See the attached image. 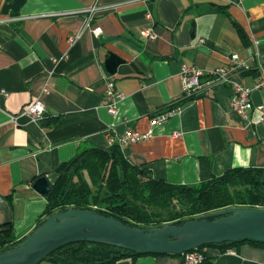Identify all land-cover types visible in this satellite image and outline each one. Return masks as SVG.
<instances>
[{
  "label": "crops",
  "instance_id": "1",
  "mask_svg": "<svg viewBox=\"0 0 264 264\" xmlns=\"http://www.w3.org/2000/svg\"><path fill=\"white\" fill-rule=\"evenodd\" d=\"M12 1L0 0V92H7L0 93V227L12 226L17 240L47 217V197L35 181L46 177L53 186L56 167L83 147L118 145L128 163L170 184L197 185L236 167L264 169V121L247 122L232 109L229 85L186 102L181 88L183 65L210 70L231 54L252 67L234 80L252 85L259 79L264 0H24L18 11L3 13ZM92 5L98 6L92 15L83 11ZM146 29L155 37H144ZM110 53L123 60L114 74L105 66ZM108 76L123 94L114 115L104 106ZM36 98L45 112L34 123L18 114ZM251 99L256 118L264 90ZM170 109L165 122L151 126ZM109 130L117 137L133 130L152 136L110 145ZM205 250L212 256L207 264H264V245L249 241L225 252ZM181 263L182 254L168 253L115 262Z\"/></svg>",
  "mask_w": 264,
  "mask_h": 264
},
{
  "label": "trees",
  "instance_id": "2",
  "mask_svg": "<svg viewBox=\"0 0 264 264\" xmlns=\"http://www.w3.org/2000/svg\"><path fill=\"white\" fill-rule=\"evenodd\" d=\"M188 99L183 98L182 102ZM118 147H83L74 158L56 167L58 177L46 194L47 206L44 215L49 216L68 208L92 209L129 226L148 229L164 225L152 217L153 211L149 208L153 205L164 209L174 200L176 204L173 205L181 206L182 209L176 208L181 212L170 213L166 219L170 224L176 225H181L198 214L226 207H264L262 168H231L221 176L212 177L197 185L170 184L150 178L146 170L128 163ZM43 220H38L36 227ZM244 241L264 245V242L241 240L206 244L199 248L212 247L218 252H225ZM19 242L14 236L12 226L0 227V253ZM76 246L80 252L85 244L77 243ZM56 254L70 260V252L66 246L54 251L47 258L56 264H71L61 260ZM129 255L141 254L123 250L112 254L107 260L88 261L84 264H115L118 259ZM211 257L205 250L201 264H207Z\"/></svg>",
  "mask_w": 264,
  "mask_h": 264
},
{
  "label": "water",
  "instance_id": "3",
  "mask_svg": "<svg viewBox=\"0 0 264 264\" xmlns=\"http://www.w3.org/2000/svg\"><path fill=\"white\" fill-rule=\"evenodd\" d=\"M24 0H13L3 7V13L19 10ZM122 58L110 53L105 66L114 74ZM34 187L48 194L52 185L39 177ZM254 240L264 242V207L232 206L186 220L181 225L164 224L148 229L132 227L113 217L92 209L68 208L47 216L20 242L0 253V264H37L51 253L67 247L70 260L66 263L84 264L107 260L112 254L127 250L134 253H171L206 244ZM77 243L85 246L80 252Z\"/></svg>",
  "mask_w": 264,
  "mask_h": 264
},
{
  "label": "built area",
  "instance_id": "4",
  "mask_svg": "<svg viewBox=\"0 0 264 264\" xmlns=\"http://www.w3.org/2000/svg\"><path fill=\"white\" fill-rule=\"evenodd\" d=\"M98 8L97 5H92L89 8L84 9V12L93 14ZM91 15L90 18L91 19ZM148 18H151V14H146ZM87 19V20H89ZM100 28L96 27L92 29L94 35L100 33ZM144 37L153 38L155 32L151 29H146L143 32ZM80 33L72 35L69 40L73 43L79 38ZM56 60V59H55ZM53 60V61H55ZM260 69L259 79L252 85H247L243 82L234 80L232 77L236 74H242L252 69L251 64L247 59L239 57L237 54H231L228 62L223 66H218L210 70H203V68L196 65H183L181 69V88L183 91V98H191L194 96L201 95L205 89L213 88L219 84H227L231 88L230 106L233 110L238 112L247 122H262L264 121V103L260 108H257L256 118L252 117L254 110V104L251 99V94L254 91L260 89L264 90V65H258ZM104 99L105 108L111 115L116 114L117 105L120 99L123 98V94L116 91L113 80L108 76L104 79ZM3 95H7L5 90H1ZM173 110L170 109L166 112L155 115L150 120L151 126L161 124L167 120ZM45 107L39 98H36L33 102L29 103L18 115L25 116L31 122H39L44 118ZM13 121H17V117H12ZM110 133V130L109 132ZM178 134V132H175ZM152 132H139V131H128L125 134L113 136L109 134V143L118 142L121 146L129 145L134 142L143 141L151 138ZM205 249L195 248L182 253L181 264H201L204 260Z\"/></svg>",
  "mask_w": 264,
  "mask_h": 264
},
{
  "label": "rangeland",
  "instance_id": "5",
  "mask_svg": "<svg viewBox=\"0 0 264 264\" xmlns=\"http://www.w3.org/2000/svg\"><path fill=\"white\" fill-rule=\"evenodd\" d=\"M173 204H176V200H174L170 206H168V207H166L164 209L152 205V207L149 208V209H151L153 211L152 217L158 219L159 220V223L170 224L169 223L170 221L167 220L166 217L170 216L169 215L170 213L174 214L176 212H181L180 210H176V208L182 209L181 206H179V205L178 206H175ZM210 212H212V211H210ZM207 213H209V212H207ZM207 213L198 214V216L199 215L201 216V215H204V214H207Z\"/></svg>",
  "mask_w": 264,
  "mask_h": 264
}]
</instances>
